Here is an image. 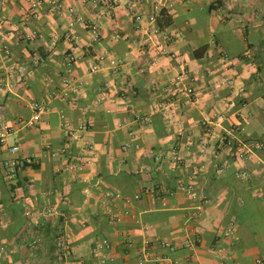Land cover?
I'll return each mask as SVG.
<instances>
[{
	"label": "crops",
	"instance_id": "0c3cea01",
	"mask_svg": "<svg viewBox=\"0 0 264 264\" xmlns=\"http://www.w3.org/2000/svg\"><path fill=\"white\" fill-rule=\"evenodd\" d=\"M34 1L0 0V119L33 158L8 177L0 144V264H96L102 239L103 264L135 263L145 239L143 264H264V149L238 160L223 144L264 140V0H139L154 25H137L127 0ZM35 101L45 110L28 126ZM145 186L173 192L111 196ZM45 205L62 213L27 216Z\"/></svg>",
	"mask_w": 264,
	"mask_h": 264
},
{
	"label": "built area",
	"instance_id": "2783aa9c",
	"mask_svg": "<svg viewBox=\"0 0 264 264\" xmlns=\"http://www.w3.org/2000/svg\"><path fill=\"white\" fill-rule=\"evenodd\" d=\"M106 1L109 2L110 4H117L119 2V0H106ZM138 1L139 0H127L126 1L125 5H126V8L129 14L133 17L137 25H140L144 19H146V21H148L151 25L152 24L154 25L156 21V15L154 13H150L149 15L144 17L143 13L139 11V9L135 5ZM48 2L52 8L61 6L59 0H48ZM35 6H36V1L30 0V10L31 11L33 10ZM28 16L29 15L25 16L24 21L28 20ZM74 21L79 22V23L83 22L82 18L79 16H77L74 19ZM91 28L93 31H95V27L93 25L91 26ZM103 58H104V54H99L96 58L98 62L92 63V66H91L92 69H96L98 67L99 61L102 60ZM110 62L114 63V60L111 59ZM63 82L66 83V80H63ZM72 91L74 90L72 89ZM183 92L186 94H190L192 92V88L185 87L183 89ZM31 105L35 111L33 112L32 116H30L25 121V124L28 126L33 125L39 119L40 113L45 110V105H43L42 103L35 101V102H32ZM136 118L141 119V120L143 119L140 114H136ZM78 127L82 128L83 125H79ZM10 131H11L10 124L4 119H0V144H5L9 152V156L3 160V167L8 177H14L20 168L33 164V158L30 157L29 155L18 154L20 149L17 144H10V145L7 144V136L10 133ZM65 132L71 133V128L68 125L65 126ZM223 144L228 147H231L233 145L232 138L229 135H225L223 139ZM131 146L134 149H138L140 145L138 143H134V144L124 143L122 145V149L126 150ZM45 147L48 149L50 148L49 144H46ZM206 148H207V140L205 138L200 139L199 140V150L203 153L205 152ZM261 149H264V140L250 141L248 143L241 142L240 145H237L235 150H233L232 155L234 159L242 160L243 158H245L248 151L261 150ZM49 151L52 156L57 154V151H54L52 149H49ZM59 152L63 155H68L69 153L68 149L64 147H62ZM178 158L179 156L174 154L171 156L170 159L172 162H176ZM214 167L219 171L223 170V167L217 164H214ZM179 186H181L187 194L194 195L191 183H187L186 185H184L183 183H179ZM165 191L168 195L172 194L173 192L169 188H166ZM157 193L158 191L156 189L149 187V186H145L140 191L134 193L131 196L123 195L120 193H112L111 196L113 199L115 198L120 199L123 203L128 204V203H131L132 200L139 199L144 194H157ZM61 213L62 212L60 211L59 208H57L56 206H51V205H45L40 210H26L27 216L34 218L35 221L40 220V218L45 215H53V214H61ZM117 215L118 213L114 212L113 216H117ZM230 226H232V223H230ZM142 227L143 229H148L151 227V225L143 223ZM229 233H230V227H228L224 231L225 235H228ZM123 237H124L125 244L127 246L130 245L131 244L130 234L128 232H125ZM148 243H149V240L145 239V246L140 251L137 261L135 263H128V264H143L144 261L149 258L148 248H147ZM55 245L57 247L56 256L58 260H63L64 257L69 256L71 254L70 241L65 236L63 231H58L56 233ZM169 247L172 248V246H169ZM108 249H109V244L106 239H102L101 241L97 242L94 245L92 249V253L96 256V264L104 263L107 257L105 252ZM156 260L159 261V264H171V261L165 256L157 257ZM257 263L263 264V261L259 259L257 260Z\"/></svg>",
	"mask_w": 264,
	"mask_h": 264
},
{
	"label": "trees",
	"instance_id": "16d2710c",
	"mask_svg": "<svg viewBox=\"0 0 264 264\" xmlns=\"http://www.w3.org/2000/svg\"><path fill=\"white\" fill-rule=\"evenodd\" d=\"M162 12V11H161ZM237 143H235V142H233V145L230 147L231 148V150H232V152H233V150H235V148L237 147ZM154 189H156L157 191H158V193L157 194H155V195H158V196H160V197H162V196H166V191H165V189L166 188H159L158 186L157 187H155Z\"/></svg>",
	"mask_w": 264,
	"mask_h": 264
}]
</instances>
